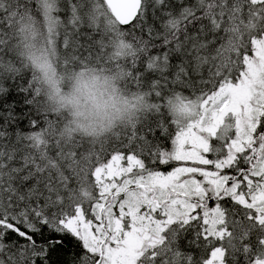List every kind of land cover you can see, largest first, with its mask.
I'll use <instances>...</instances> for the list:
<instances>
[{
    "label": "snow or ice",
    "instance_id": "1",
    "mask_svg": "<svg viewBox=\"0 0 264 264\" xmlns=\"http://www.w3.org/2000/svg\"><path fill=\"white\" fill-rule=\"evenodd\" d=\"M0 264H264V0H0Z\"/></svg>",
    "mask_w": 264,
    "mask_h": 264
},
{
    "label": "clouds",
    "instance_id": "2",
    "mask_svg": "<svg viewBox=\"0 0 264 264\" xmlns=\"http://www.w3.org/2000/svg\"><path fill=\"white\" fill-rule=\"evenodd\" d=\"M61 94L60 111L75 122L82 135L100 130L110 119L118 120L122 114L116 109L123 108V101L118 93L112 92V81H106L104 74H88L81 78L66 76Z\"/></svg>",
    "mask_w": 264,
    "mask_h": 264
}]
</instances>
